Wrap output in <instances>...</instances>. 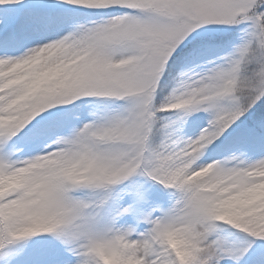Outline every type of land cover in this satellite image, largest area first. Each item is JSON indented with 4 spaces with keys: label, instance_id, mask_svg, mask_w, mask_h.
Masks as SVG:
<instances>
[{
    "label": "snow or ice",
    "instance_id": "1",
    "mask_svg": "<svg viewBox=\"0 0 264 264\" xmlns=\"http://www.w3.org/2000/svg\"><path fill=\"white\" fill-rule=\"evenodd\" d=\"M0 264H264V0H0Z\"/></svg>",
    "mask_w": 264,
    "mask_h": 264
}]
</instances>
